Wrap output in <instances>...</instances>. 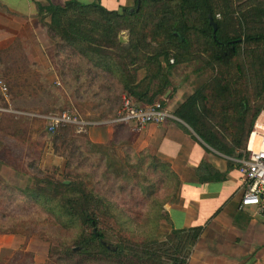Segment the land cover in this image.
Listing matches in <instances>:
<instances>
[{
  "label": "trees",
  "instance_id": "1",
  "mask_svg": "<svg viewBox=\"0 0 264 264\" xmlns=\"http://www.w3.org/2000/svg\"><path fill=\"white\" fill-rule=\"evenodd\" d=\"M217 2L218 8L212 0H134L131 8L107 11L97 3L67 1L62 6L37 4L36 11L47 37L61 41L57 52L70 51L84 61L88 81L97 82L93 96L101 108L89 112L100 121L114 119L121 95L138 104H165L169 67L198 63L207 75L173 115L205 146L233 157L244 151L253 121L264 111V2ZM122 32L125 41H119ZM58 73L60 78L62 71ZM10 99L12 109L19 111ZM111 127L112 144L129 130L120 123L112 122ZM80 139L96 146L70 126H58L50 134L52 155L64 160L61 180L30 159L23 165L29 186L20 189L0 181V235L49 234L57 243L48 249L54 264H185L200 228L133 241L130 225L140 218L142 198L119 175L100 173V160L92 162ZM143 152L126 151L134 170L162 186L168 200L178 185L175 175L154 156H147L144 164ZM0 264L36 263L30 254L14 250Z\"/></svg>",
  "mask_w": 264,
  "mask_h": 264
},
{
  "label": "crops",
  "instance_id": "2",
  "mask_svg": "<svg viewBox=\"0 0 264 264\" xmlns=\"http://www.w3.org/2000/svg\"><path fill=\"white\" fill-rule=\"evenodd\" d=\"M67 1L83 5L97 3L107 11H120L134 4V0H0V50L6 47L8 38L15 37L19 25L8 26L10 19L20 20L25 25L26 20L31 22L37 16V4L62 6ZM18 40L26 60L41 65L40 70L36 66V71L44 78L56 79L44 51L38 50L35 39ZM42 57L47 66H44ZM192 63L195 62L185 65L189 67ZM174 75L168 71L170 87L164 94V98L168 97L165 103L168 118L165 122L128 133L131 134L128 137L134 151L146 150L167 163L177 179L175 195L162 206V231L167 235L171 230L200 228L185 264H264V214L255 207L238 209L242 183L237 166L243 152H236L239 156L226 157L211 150L173 115L178 105L200 86L207 74L199 69V65L196 66L190 74L195 77L196 83L189 82L190 86L193 84L191 88L186 85V81H190L189 76L176 77L178 83L174 84ZM141 77L139 72L138 79ZM178 85L180 87L175 89ZM17 116L12 115L14 118ZM80 120L87 125L78 133L84 134L90 143L103 145L111 141L110 121L102 122L94 114L80 116ZM9 131L5 128V120L0 118V181L8 180L12 184L15 181L16 185L19 183L27 187L30 177L20 162L28 145L27 138ZM259 135H264V111L255 117L245 148L264 149ZM34 159L38 160V167L44 173L49 168L62 169L64 166L61 157L52 155L49 144L44 146L40 157ZM15 242V235H0V251L14 249Z\"/></svg>",
  "mask_w": 264,
  "mask_h": 264
},
{
  "label": "rangeland",
  "instance_id": "3",
  "mask_svg": "<svg viewBox=\"0 0 264 264\" xmlns=\"http://www.w3.org/2000/svg\"><path fill=\"white\" fill-rule=\"evenodd\" d=\"M212 1L216 3L218 8L217 0ZM33 20L31 22L26 20L27 23L22 25V21L10 19V21L7 22L8 26L16 23L19 25L16 28L15 37L12 36L8 38V41L5 43L6 47L0 50V73L4 77L10 93L9 102L11 101L10 97H12L15 107H17L21 113L16 118L12 117L11 114H1L0 118L5 120V128L10 130L9 133L13 131L16 135L23 134V136L25 135L24 139L27 138L26 142L28 145L22 154H24L23 156H27L26 158H30L26 159L22 156V159H20L21 165H24L28 160L34 159L37 156L40 157L44 146L49 144L48 139L50 138V134L46 132L45 120L41 119V117L47 116L48 114L59 113L67 109H73L79 116L85 117L91 114L89 112L91 109L101 108L99 105H95L96 96H93V94L97 92V82L93 81L90 83L88 81L85 75V62L75 58L74 55L70 54V51L62 50L57 52L55 46L61 44V41H59L58 38L52 41L47 37L45 29L40 22V16H35ZM47 20V18L44 19V21ZM225 24L226 23L223 21L220 25L222 31L225 30ZM20 26L22 27V31H20ZM119 37L122 41H125L126 33L122 32ZM19 38L35 39L38 43V50L40 51V49H42L46 59L48 62L50 61L49 68H52L56 79L42 77V75L36 71V66H39L40 70L41 65L29 63L26 60L19 44ZM42 59L45 62L44 66H47L45 59L43 57ZM60 62L64 64V67H61V69ZM198 65L197 63L189 64V67L185 64L178 66L171 65L169 70L175 74L174 84L178 83L176 77L179 76V78H182L189 76L188 80L190 81H186V85L191 88L193 84L190 86L189 82L192 83L193 81L194 84L196 83L195 77L190 74ZM58 71H62L63 74L60 78L57 76ZM75 77L78 78L75 79ZM180 85L176 86L175 89L180 87ZM113 88L118 89L115 84ZM122 96L123 95L120 96V99ZM97 98L99 99V95ZM80 112H83V114H80ZM73 132L77 135H84L77 133L75 130H73ZM128 133L136 132L129 129L128 132L121 133L118 140L115 141L116 143L113 144L108 142L110 144L106 143L91 147L85 145L86 142L84 139H80V141L83 143L82 146L85 147L83 150H88V152L86 150L84 153L91 156L92 162H96L97 159L100 160L97 168L100 173L119 175L118 179L132 186L135 193L142 198L140 203V218L137 220V224L133 223V225H130L132 234L130 238H132L133 241H139L142 238L150 239L154 236L161 239L164 235L162 231V206L167 200V198L165 200L166 194L163 192L162 186L153 184L152 181L148 180L149 177L144 179L141 176V172L139 173V170H134L133 165L135 162H133L131 155L126 153L128 149H132L129 142L130 137H128V135L131 134ZM29 145L31 147H29ZM133 152L137 154L140 151L133 150ZM143 153L145 164L147 162V156L152 155L146 150ZM45 172L55 180H61L65 177L64 167L56 170H54V168H49L45 170ZM147 176H150V174L148 173ZM13 182L14 184L16 183L15 181ZM3 184L17 188L21 186L20 189L24 188L23 184L18 183L17 185L15 184V186L8 180L4 181ZM150 186H153V189L151 190V194L148 195L146 189L150 192L148 190ZM15 238V248L1 250L0 259L5 260L10 258L14 250H20L30 254L33 262L36 264H44L48 261L54 264L51 259H49L48 249L50 247H56L57 243L51 240L49 234L43 231L34 233L24 231V234L15 235ZM115 241L116 239L112 238V242L114 243Z\"/></svg>",
  "mask_w": 264,
  "mask_h": 264
},
{
  "label": "built area",
  "instance_id": "4",
  "mask_svg": "<svg viewBox=\"0 0 264 264\" xmlns=\"http://www.w3.org/2000/svg\"><path fill=\"white\" fill-rule=\"evenodd\" d=\"M169 64L172 61L169 60ZM0 114L20 115L12 109L9 103L7 86L0 73ZM168 118L165 104L154 101L151 104L135 103L131 97L123 95L115 117L110 122L120 123L138 132L147 125H161ZM45 120V130L52 134L58 126H70L78 133V130L87 124L80 120L79 114L73 109H67L59 113L48 114L41 117ZM264 142V135L258 137ZM237 171L242 183L238 209L255 207L264 214V149L246 147L243 157L238 161Z\"/></svg>",
  "mask_w": 264,
  "mask_h": 264
},
{
  "label": "water",
  "instance_id": "5",
  "mask_svg": "<svg viewBox=\"0 0 264 264\" xmlns=\"http://www.w3.org/2000/svg\"><path fill=\"white\" fill-rule=\"evenodd\" d=\"M136 8H137V5H136ZM209 25L212 27V32H214L215 31V26H214V24L212 23V21L210 19H209ZM119 41H122V39L120 37H119ZM64 183H67V182H64ZM103 245H104V243H103Z\"/></svg>",
  "mask_w": 264,
  "mask_h": 264
}]
</instances>
